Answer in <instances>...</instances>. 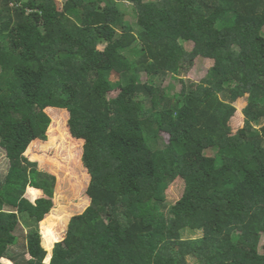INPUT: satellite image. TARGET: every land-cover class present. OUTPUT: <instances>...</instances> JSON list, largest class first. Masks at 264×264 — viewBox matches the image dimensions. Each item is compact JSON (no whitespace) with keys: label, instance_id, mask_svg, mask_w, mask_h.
I'll return each mask as SVG.
<instances>
[{"label":"trees","instance_id":"1","mask_svg":"<svg viewBox=\"0 0 264 264\" xmlns=\"http://www.w3.org/2000/svg\"><path fill=\"white\" fill-rule=\"evenodd\" d=\"M197 57L213 60L207 76L182 78ZM165 74L180 79L173 95L149 81ZM49 107L83 142L90 204L54 245L47 228V261L38 227L10 249L21 220L50 208L55 179L24 155L47 140ZM0 143V264H264V0H0Z\"/></svg>","mask_w":264,"mask_h":264},{"label":"rangeland","instance_id":"2","mask_svg":"<svg viewBox=\"0 0 264 264\" xmlns=\"http://www.w3.org/2000/svg\"><path fill=\"white\" fill-rule=\"evenodd\" d=\"M64 1L58 0V6L60 7ZM129 21H132L131 17ZM191 46V44H186L187 49H190ZM137 48L138 45H135L126 52L133 61L137 60L140 56ZM212 65V59L197 57L193 66L181 77L191 82H199L207 76ZM141 78L142 80H146L147 76L142 74ZM149 81L163 88L164 92L169 95L178 92L181 86L179 77L170 74L150 77ZM114 94L115 92L111 93V95ZM246 96L247 94L234 102L236 111L228 121L230 135L232 136L243 127L244 115L242 110L246 106ZM45 112L51 120L47 130V140L35 139L31 141L24 155L30 161L36 162L37 170L43 176L49 175L55 179L50 208L43 215L42 219L38 221L37 225L32 220H29L27 223H24L23 219L21 220V224L16 229L17 240L10 251L15 254L22 252L28 228L38 227L42 245L47 250L46 260L48 261L55 242L63 239L72 218L82 213L90 204V200L85 192L89 183V174L81 162L83 142L71 137L67 125L68 113L66 110L49 107L45 109ZM161 137L165 142L168 141L166 133H161ZM7 167L8 161L5 150L0 143V177L6 173ZM183 187L184 182L180 178L171 183L166 189L168 202L173 203L176 201L181 196ZM25 196L31 203H35L37 199L43 197V193L41 190L27 188ZM47 228L52 229L56 237L51 249L48 247L45 235ZM201 237V229H185L181 231V238L184 240L200 239ZM258 246L259 251H262L264 234L261 235ZM186 260L187 264H200V260L194 254H188ZM2 262L3 264H14L5 259H2Z\"/></svg>","mask_w":264,"mask_h":264}]
</instances>
